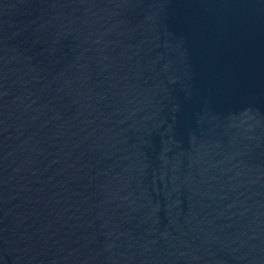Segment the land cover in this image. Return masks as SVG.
Wrapping results in <instances>:
<instances>
[{"label": "water", "instance_id": "water-1", "mask_svg": "<svg viewBox=\"0 0 264 264\" xmlns=\"http://www.w3.org/2000/svg\"><path fill=\"white\" fill-rule=\"evenodd\" d=\"M0 264H264V0H0Z\"/></svg>", "mask_w": 264, "mask_h": 264}]
</instances>
